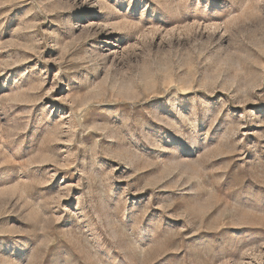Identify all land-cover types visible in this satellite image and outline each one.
<instances>
[{
	"label": "rangeland",
	"instance_id": "374dc122",
	"mask_svg": "<svg viewBox=\"0 0 264 264\" xmlns=\"http://www.w3.org/2000/svg\"><path fill=\"white\" fill-rule=\"evenodd\" d=\"M0 264H264V0H0Z\"/></svg>",
	"mask_w": 264,
	"mask_h": 264
}]
</instances>
